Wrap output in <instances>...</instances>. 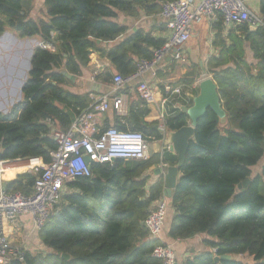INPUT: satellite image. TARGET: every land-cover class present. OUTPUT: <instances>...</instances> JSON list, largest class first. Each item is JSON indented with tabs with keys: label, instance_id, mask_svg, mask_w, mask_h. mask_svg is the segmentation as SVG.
<instances>
[{
	"label": "trees",
	"instance_id": "obj_1",
	"mask_svg": "<svg viewBox=\"0 0 264 264\" xmlns=\"http://www.w3.org/2000/svg\"><path fill=\"white\" fill-rule=\"evenodd\" d=\"M165 1L172 0H44V17L33 18V0H0V35L10 30L54 47L53 51L34 48L22 99L9 112L0 113L2 159L41 160L38 171L16 172L4 180L7 191L29 194L36 177L48 166L56 143L47 121L66 130L90 106V92H75L68 86L82 75L91 53L107 59L112 67L102 70L97 80L113 84L115 74L131 73L138 59L149 58L165 42L166 37L144 29H135L119 41L127 27L116 21L118 12L155 16ZM257 16L264 17V0H259ZM212 28V45L218 53L209 56L207 74L216 83L226 122L221 126L210 108L198 119L167 198L173 214L166 236L172 240L207 236L203 242L209 249L181 264H217L213 257L225 254L232 258L220 264H247L242 257L264 264V165L256 174L252 170L264 156V24L254 29L245 22L225 27L217 13ZM246 47L253 63L245 60ZM176 62L170 60V67ZM191 67L172 83L190 87L199 76L198 65ZM197 90L189 92L195 95ZM149 112L138 97L129 102L125 115L113 116L112 126L140 132L148 142L161 140L158 122L146 119ZM188 121L187 114L177 108L164 125L177 130ZM176 160L165 149L147 160L93 163L90 176L65 184L55 211L38 231L45 250L24 251L23 260L11 259L7 264H160L152 253L161 241L149 236L143 220L163 196L164 183L160 179L148 183L152 167L160 162L174 165ZM248 178L243 188L237 187ZM63 254L67 257L62 258Z\"/></svg>",
	"mask_w": 264,
	"mask_h": 264
},
{
	"label": "built area",
	"instance_id": "obj_2",
	"mask_svg": "<svg viewBox=\"0 0 264 264\" xmlns=\"http://www.w3.org/2000/svg\"><path fill=\"white\" fill-rule=\"evenodd\" d=\"M191 1L162 2L158 16L166 22L168 37L162 45L152 50L149 58L138 59L134 71L124 76H113L112 85L116 90L135 83L139 98L146 104L153 102L156 90L143 77L147 74L155 77L167 58L185 61L184 44L192 33L193 24L202 18L214 20L219 13L225 26L245 22L250 27H256L261 23V19L249 10L244 0H198L194 6ZM38 46L54 50L48 43L38 42ZM160 93L161 105L165 109L181 97L183 91L181 85L163 83ZM90 98V106L79 112L66 130H60L52 121H47L49 135L55 141L56 148L50 152V162L36 177L29 194L7 191L2 175L10 170L36 172L41 160L38 157L0 160V264H7L11 259L23 260L25 250L13 247L10 243V235L18 217L30 216L38 232L55 211L65 184L78 177L90 176L93 163L112 162L116 158L147 160L152 156L149 142L140 132L120 131L113 126L101 125V117L108 111L118 116L126 114L122 96L104 93L90 95ZM166 115L161 113V122L157 126L162 133L166 128ZM167 208L168 199L163 195L154 202L143 220V226L151 238L160 239ZM212 251L216 252V248H212ZM152 255L160 260V264H177L175 252L169 244L161 242L154 248Z\"/></svg>",
	"mask_w": 264,
	"mask_h": 264
},
{
	"label": "crops",
	"instance_id": "obj_3",
	"mask_svg": "<svg viewBox=\"0 0 264 264\" xmlns=\"http://www.w3.org/2000/svg\"><path fill=\"white\" fill-rule=\"evenodd\" d=\"M43 1L44 0H33V5L30 10L31 17L37 18L38 16H42ZM197 2L198 0H192L191 5L194 6ZM244 2L251 12H253L255 15L258 14L259 0H244ZM37 11H38V16H35ZM216 18L214 20L202 18L199 22H196L193 24L192 33L183 47L185 61L183 62L177 61L175 66L172 68L170 67L171 65L169 64L170 60L172 59L167 58L163 62V64L158 68L155 77H152L148 74L143 77V80L151 84L156 90L154 101L151 103H147L148 108L150 110L146 118L147 120L149 121L155 120L158 122V124H160L161 113L164 112L165 114H167L166 115L167 117L171 110H174L177 108L181 109L183 106L192 105V97L198 94V90H197V94L195 95L189 92V90L192 88L198 89V84H199L198 82L201 80L200 76L195 78L194 83L190 87L185 88V86L178 84V85H181L182 87V91H183L182 96L179 98H176V100H174L173 103L168 104L165 109H163L161 105V97H162L160 93L161 85L163 83L175 84L172 82L177 81L186 71L191 70L192 69L191 65L192 66L198 65L199 75L203 72V69L207 73V62H208L209 56H211L212 54L218 53V49L214 48L212 45V40L215 37V30L212 28V23L216 20ZM116 21H118L120 24H123L127 27V31L118 39L119 41L122 40V38L128 36L134 29H144L145 31L149 30V31H152L155 36H163L166 38L169 35V30L166 27L165 20L161 18L160 16H158V14L155 16H146V15L140 14L137 17H132V16L125 15L121 12H118ZM160 25L163 27L165 25L166 28L164 27L165 29L163 28L164 30H162V28H160ZM225 27H229V26H225ZM5 35H7L6 38H8L7 40H8V43H10V46H14L15 48L13 52L15 59H13L12 62L16 61L14 63L15 64L14 67L18 71L19 66H20V60H21L20 58L23 52L22 51L23 47L28 46L30 44H37V42H40V41L37 37L21 38L16 33L10 30L4 31L3 34L0 35V39ZM13 36L15 38H13ZM33 50L31 52V55L33 53ZM245 60L249 63H253L252 53L248 49V47L245 48ZM181 63H183V66L179 65ZM87 68H90L91 71L93 72V75L90 77L86 73ZM105 68H112L109 61L105 58L99 57L97 53H91L90 61L88 65L82 69V75L84 78L83 89L80 91H75V92L88 91L90 92V95H100L104 93L106 94L116 93L117 95H120L123 97L125 109H127L129 102L131 100H136L139 97L138 92L136 90L137 84L134 83V84H131L130 86H126L124 88V91L118 93L112 84L101 83L99 80H97L96 76ZM24 81H22V83L20 84V91H21V87ZM89 83L91 84L89 85ZM3 89H5V92ZM3 89H0V94H1L0 95V106L3 105V102L5 101L7 91L9 92L7 83L5 84ZM113 116L114 114L111 111L104 113L101 117V125L105 127L106 122H107L109 126H112ZM169 131L170 130L165 128L164 132L163 133L161 132L163 135V138L161 140L154 141V142H157L156 144H159V145H156L154 148H152V150L150 149L152 151V155L156 153L161 154L163 150L165 149L168 152L174 154L173 152L169 150L168 146L165 144L166 135ZM162 164H164L165 166L168 165V164L160 162L151 168V170H153L154 173H153V176H151V179L148 185H150V182H153L157 179H160L161 181H163V174L155 172V168H157L159 165L162 166ZM262 165H264V156L262 157L260 162L252 168L253 173L255 174L258 173ZM3 184L5 186V181L3 182ZM169 208L170 207L168 206L167 210ZM167 213L169 215L167 217V214H166L163 231L161 233V237L159 240L171 246V248L175 252V255H177L178 257L177 264H181V262L187 257H192L194 255L199 254L200 252H203L209 249L208 247H206V245L203 242V240L207 237L204 234H198L192 238L185 239V240L169 239L166 236V232H167V228H168L169 222L173 214L172 209L170 208L169 212ZM14 234L21 237L19 246L23 248L26 247L27 249H29L30 252H32L29 248L31 247L30 246L31 244L36 243L38 245H42L38 238V232L34 229L32 220L30 216L28 215H20L17 219L13 232H11L10 243L13 247H17L15 244L16 239H13V238L11 239L12 235ZM32 240H35V241H32ZM30 241L32 243H30ZM25 251H28V250H25Z\"/></svg>",
	"mask_w": 264,
	"mask_h": 264
},
{
	"label": "water",
	"instance_id": "obj_4",
	"mask_svg": "<svg viewBox=\"0 0 264 264\" xmlns=\"http://www.w3.org/2000/svg\"><path fill=\"white\" fill-rule=\"evenodd\" d=\"M261 23L264 24V17L261 18ZM252 26L251 29H254ZM135 30V29H134ZM30 63V62H29ZM64 74L70 76L65 71ZM207 108H210L219 117L220 123L223 125L226 122L225 111L221 105L219 94L217 92L216 83L211 77H205L199 81L198 94L192 97L191 106H183L181 110L188 116L189 123L180 127L177 130H170L165 139V144L169 150L173 152L177 157V162L174 165L158 166L155 168L156 173L163 174V195L166 198H170L172 190L176 185V181L179 175V167L182 165L185 159L186 150L188 148L189 140L194 137V128L197 125V121L202 117ZM2 159L0 153V160ZM249 178L238 184V188H243L248 182ZM67 255L63 254L62 258H66ZM229 254L215 255L213 257L214 262L220 264L221 260L231 259ZM264 262V260L262 261Z\"/></svg>",
	"mask_w": 264,
	"mask_h": 264
},
{
	"label": "rangeland",
	"instance_id": "obj_5",
	"mask_svg": "<svg viewBox=\"0 0 264 264\" xmlns=\"http://www.w3.org/2000/svg\"><path fill=\"white\" fill-rule=\"evenodd\" d=\"M35 16H38V11L36 12ZM39 17H44V8L42 11V16H39ZM6 37H7V35L3 36L0 39V89H3L5 84L7 83V86L9 88L8 90L10 93L7 91L5 101L3 102V105L0 106V113H2V114L7 113L12 108V106L14 104H16L18 101H20L22 99V93L20 91V84L22 83V81H24L27 78V71H28V68L30 66L29 61H30V57H31V52H32L34 47L36 48L38 46V42H37V44H30L28 46L23 47V50H22L23 52H22V55L20 58L21 59L20 60V66H19V69L17 71L16 68L14 67V65H15L14 63L16 61L12 62V60L15 59V56L13 53L15 48H14V46H10V43H8V40H7L8 38H6ZM13 38H15V37L13 36ZM13 38H12V40H13ZM10 59H11V61H10ZM179 65L183 66V63H181ZM86 70H87L86 73L89 75V77L93 75V72L91 71L90 68H87ZM199 76L201 77V79H203L205 77H210L204 69H203V72ZM73 80L75 81V84L73 86H68V88L73 90V91L82 90L83 89V83H84L83 75H81L77 78H73ZM90 84L91 83H89V85ZM3 90L5 92V89H3ZM221 126H224V125L221 124ZM156 143L157 142L149 141V143H148L149 148L152 150V148H154L156 145H159ZM151 153H152V151H151ZM19 171H21V170H10V171L6 172V174L4 175L5 176L4 180L12 178L15 175V173L19 172ZM151 176H153L152 173H151ZM2 180H3V178H2ZM169 209L167 210V212H169ZM168 215L169 214L167 213V217H168ZM12 238L16 239L15 244L17 247H20L19 242L21 241V237L14 234V235H12L11 239ZM32 241H35V240H32ZM30 243H32V242L30 241ZM30 246L31 247H29V248L33 253L37 252V251L45 250L43 245H38L36 243H33ZM25 248H23V249L29 251V249H27V248L25 249ZM176 259L178 262L177 255H176ZM241 259L247 264H253V260L251 258L242 257Z\"/></svg>",
	"mask_w": 264,
	"mask_h": 264
}]
</instances>
